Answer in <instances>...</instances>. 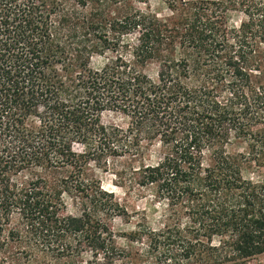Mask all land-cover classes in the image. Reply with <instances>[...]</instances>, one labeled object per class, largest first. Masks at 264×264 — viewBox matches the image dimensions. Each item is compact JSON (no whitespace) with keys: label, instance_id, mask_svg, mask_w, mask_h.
Segmentation results:
<instances>
[{"label":"trees","instance_id":"obj_1","mask_svg":"<svg viewBox=\"0 0 264 264\" xmlns=\"http://www.w3.org/2000/svg\"><path fill=\"white\" fill-rule=\"evenodd\" d=\"M147 1L0 0V264H244L264 254V177L243 168L264 157V0H181L191 12L179 22L135 4ZM106 111L127 126L104 124ZM156 143L162 157L146 163ZM236 143L245 151H231ZM123 157L166 205L159 227L120 235L127 246L96 215L114 203L87 175ZM26 170L33 176L17 181ZM66 194L82 199L81 213L61 215Z\"/></svg>","mask_w":264,"mask_h":264},{"label":"rangeland","instance_id":"obj_2","mask_svg":"<svg viewBox=\"0 0 264 264\" xmlns=\"http://www.w3.org/2000/svg\"><path fill=\"white\" fill-rule=\"evenodd\" d=\"M135 4L138 8L149 11L166 21L179 22L183 14L191 12L190 7L186 6L181 0L175 9H171L164 0H149L147 2H136ZM240 18V13H231L228 18L229 27L236 29L240 23ZM109 56L111 54L96 55L91 59V64L95 67H100L107 62V57ZM160 64L158 61H152L145 69L155 76ZM102 122L106 125L127 126V119L113 111L103 113ZM245 147L246 145L243 143H236L230 146V150L233 152H244ZM161 157V146L156 143L145 153L144 161L146 163H156ZM207 157L208 155L204 154V158L208 159ZM134 165L138 166V164L131 162L129 157L110 158L107 163H92L87 171L88 177L96 179L98 184H100L101 190L104 193H108H102L101 198H109L114 203H109L110 205L107 208H99L96 211V215L103 218L114 229L119 235L118 242L122 246H127L128 241L124 236L120 235L132 231L139 223H148L152 227H159L162 224L163 214L166 209L165 202L161 201L152 189L139 186L137 174L133 170ZM243 168L244 176L254 179L263 178L264 157H260L253 163L243 164ZM32 176L33 172L26 170L18 175L16 174L14 177L17 181L23 182ZM65 202V208L61 210L62 216L79 214L83 210L80 197L66 194ZM244 264H264V254L250 258Z\"/></svg>","mask_w":264,"mask_h":264}]
</instances>
